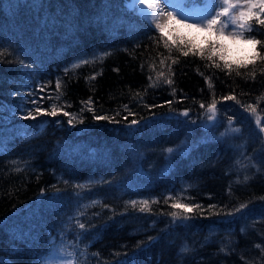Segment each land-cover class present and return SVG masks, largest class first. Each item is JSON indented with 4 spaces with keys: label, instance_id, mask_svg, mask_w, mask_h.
<instances>
[{
    "label": "trees",
    "instance_id": "1",
    "mask_svg": "<svg viewBox=\"0 0 264 264\" xmlns=\"http://www.w3.org/2000/svg\"><path fill=\"white\" fill-rule=\"evenodd\" d=\"M251 23L250 50L232 59L150 31L127 0H0L3 264H264V43L250 38L264 41V28ZM189 42L197 55L184 57ZM30 92L71 115L21 119ZM89 98L119 123L95 120ZM125 116L148 124L128 129Z\"/></svg>",
    "mask_w": 264,
    "mask_h": 264
},
{
    "label": "snow or ice",
    "instance_id": "2",
    "mask_svg": "<svg viewBox=\"0 0 264 264\" xmlns=\"http://www.w3.org/2000/svg\"><path fill=\"white\" fill-rule=\"evenodd\" d=\"M195 0H159V2H154V0H132V6L136 8L138 13L140 14V17L147 23L148 29L150 31H156L158 30L161 34L164 33L165 27L171 23L172 21H177V23L183 24L185 27L188 28H197V29H206L209 31L215 30L216 34L219 36H222L224 32L227 30L229 31V34L236 38L237 36H243L245 32L251 33L253 29L252 21H255L256 25L261 26V28H264V0H243V5L239 3V0H237V3H232V0H203V5L200 7H194L189 8L188 6L190 4H193ZM218 9V10H216ZM230 9L232 10L230 13ZM239 9V10H237ZM196 17H199L196 19ZM179 18V19H178ZM163 21V22H161ZM153 22L154 27H153ZM258 31V29H257ZM256 44H262L264 41L257 40L255 36L250 37ZM165 47H168V41L167 39L164 40ZM217 45L214 42H210L208 46V50L212 51ZM184 48H187L188 50L185 51ZM205 49L200 48L199 54L203 56ZM180 52L184 57L189 56L190 54L195 56L197 55V48L194 44H191L189 42L188 44L183 45V47L180 48ZM212 57L209 56V59ZM221 59H223V56H221ZM262 60H264V57H261ZM87 61H84L86 63ZM175 62V61H174ZM21 64H25V61L21 60ZM225 66L229 69L231 68V65L225 62ZM219 67V65H217ZM206 80H208L207 77H205ZM50 83V82H49ZM165 83L171 85L172 81L170 79L166 80ZM46 85H37V88L40 92H43ZM61 87L60 80L57 79L56 88L59 90ZM13 95H17V93H13ZM30 97H33L30 99V104L34 105L33 108H29L26 112L18 113L20 115V118L23 120H36L38 116L41 115H50V116H57L60 112H63L64 116H70L71 114L68 112H64L63 109H57L55 103L51 105V111H49L47 108L43 107V103L45 99L52 100V94L50 93L47 97L41 95L36 97L34 93L28 94ZM58 100L59 97H56ZM222 101H237V98L235 95H225L220 98ZM84 103V102H82ZM166 104L169 106L171 105L172 101H166ZM88 110L93 111V117L95 120H110L111 118L107 115L99 116L95 115L93 108L91 107V98H89L88 102ZM217 105L218 101L213 98L211 103L207 105L208 112L211 113L209 115L208 119L209 121H214L215 116L217 113ZM149 109L154 107H159L158 105H146ZM201 108H205V105L203 103L200 104ZM243 107V105H241ZM125 108H127V105H125ZM249 111L255 112V108L249 106ZM83 111V109L81 110ZM188 109L183 110L182 112L178 113V115L183 116L187 118L189 116ZM128 115H134V113L130 112ZM231 119V118H230ZM124 120L126 122V128L128 129H137L139 130L140 126L143 124L144 126H147L148 121L147 119L142 118L141 120L132 119L128 120L127 116L124 117ZM68 124L73 123V119H68ZM83 122V121H80ZM111 122L113 123H119V121H116L114 119H111ZM195 123L194 121L192 122ZM259 123V122H258ZM233 131H239V129H233ZM259 131L261 133H264V128H260ZM168 152H173L174 149H168ZM78 187H85V185H78ZM167 202V198L165 200ZM96 203V202H93ZM136 201L132 200L131 204L133 206L136 205ZM142 208L141 211H143V206H147L149 201L147 199H144L142 202ZM172 208L176 209H185L187 213H192L196 208H200V205L198 204H184V203H174L171 205ZM209 207H214L210 205ZM246 207L245 205L241 204L239 209H236V211H240V209H243ZM227 215L232 216L234 213H228ZM172 222L173 223H179L184 224L187 221H190L193 219L192 216L186 215V214H180L177 212L171 213ZM79 228L81 230L86 228V225L84 223H79ZM151 240H155L156 238H150ZM188 249L182 248L181 252H185ZM133 255H136L134 252ZM0 264H3V261L0 260ZM117 264H131V261L128 258H124L117 261Z\"/></svg>",
    "mask_w": 264,
    "mask_h": 264
},
{
    "label": "rangeland",
    "instance_id": "3",
    "mask_svg": "<svg viewBox=\"0 0 264 264\" xmlns=\"http://www.w3.org/2000/svg\"><path fill=\"white\" fill-rule=\"evenodd\" d=\"M155 2H159V0H154ZM127 3L130 7L132 6V0H127ZM232 3H237V0H232ZM239 3L243 5V0H239ZM203 5V0H199L198 2H194L190 4L189 8L200 7ZM135 8V7H133ZM136 9V8H135ZM218 10V9H216ZM239 10V9H237ZM230 9V13H231ZM199 17H196L198 19ZM179 19V18H178ZM163 22V21H161ZM155 22H153L154 24ZM170 36L175 35H187L191 37V39L199 44H207L206 41L214 42L221 48V51L229 58L238 59L244 56L250 50L252 46V41L243 36H237L233 38L229 31H225L222 36L216 34L215 30L209 31L206 29H197V28H188L183 24L177 23V21H172L169 23L164 29ZM47 264H73L69 257L68 258H58L56 256L52 257Z\"/></svg>",
    "mask_w": 264,
    "mask_h": 264
},
{
    "label": "bare ground",
    "instance_id": "4",
    "mask_svg": "<svg viewBox=\"0 0 264 264\" xmlns=\"http://www.w3.org/2000/svg\"><path fill=\"white\" fill-rule=\"evenodd\" d=\"M155 2V1H154Z\"/></svg>",
    "mask_w": 264,
    "mask_h": 264
}]
</instances>
